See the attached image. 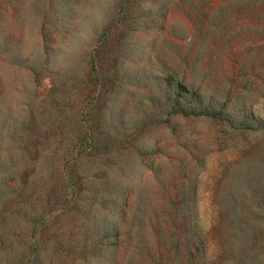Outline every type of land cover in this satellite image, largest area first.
Wrapping results in <instances>:
<instances>
[{"label":"rangeland","instance_id":"rangeland-1","mask_svg":"<svg viewBox=\"0 0 264 264\" xmlns=\"http://www.w3.org/2000/svg\"><path fill=\"white\" fill-rule=\"evenodd\" d=\"M0 264H264V0H0Z\"/></svg>","mask_w":264,"mask_h":264}]
</instances>
